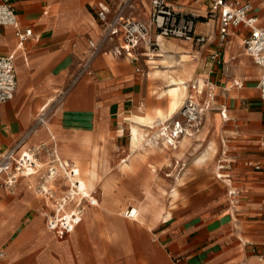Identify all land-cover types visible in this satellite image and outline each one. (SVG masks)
Instances as JSON below:
<instances>
[{
  "label": "crops",
  "instance_id": "obj_1",
  "mask_svg": "<svg viewBox=\"0 0 264 264\" xmlns=\"http://www.w3.org/2000/svg\"><path fill=\"white\" fill-rule=\"evenodd\" d=\"M12 2L22 27L33 31L18 46L15 28L0 27V54L15 53L17 76L14 98L0 103V150L13 146L45 114L50 122L39 126L25 147L51 144L53 132L63 158L77 154L87 160L91 156L97 167L105 143L115 156L114 164L119 165L129 155L130 116L166 110L171 97L162 90L177 83L184 64L193 66L184 102L193 95L212 107L198 133L202 138H189L195 142L183 151L182 161L163 151L161 144L156 147L153 160L163 163L161 171L187 161L186 170L178 177L169 171L165 180L160 179V171L147 182L150 201L143 206L142 227L124 224L117 231L83 224L79 239L70 237L74 229L62 236L43 221V210L48 208L47 214L53 210L51 216L57 207L47 206L46 198L24 179L28 175L20 177L14 193L0 185V264H60L57 241L78 248L72 264H84V258L101 245L140 246L145 249L147 264H264V99L258 88L262 67L245 51L248 29L230 28L221 45L218 14L207 16L212 0H173L176 7L200 15L194 28L196 34L207 37L205 41L160 37L157 46L144 47L131 58L116 53L118 40L105 39L96 15L100 7L114 13L126 0ZM251 2L259 24H264V0ZM138 8L144 10L137 16L149 19L151 0H134L126 14L135 16L132 9ZM91 43H100V51L83 68ZM216 52L221 63L212 58ZM178 69L180 74L170 73ZM169 75L176 80L165 81ZM200 81L205 85L202 95L196 87ZM181 107L172 118L179 116ZM85 136L99 137L94 149H81ZM162 144L171 147L165 141ZM127 147L126 156L118 161ZM206 152L207 158L200 160ZM70 166L77 169L79 178L78 167L66 165ZM164 181L171 186L167 188ZM93 182L99 187L97 179ZM115 183L130 202L128 196L140 181L130 174ZM68 184L64 182L56 192L64 201L71 189L72 195L80 197L72 207L65 205L64 211L77 210L82 220L84 208L91 214L90 206L102 200V190H92L88 196L80 193L79 186L76 190L73 182ZM170 191L178 196L174 206L168 204ZM130 207L134 205L127 209ZM26 236H31V246L23 243ZM45 236L50 237L45 240Z\"/></svg>",
  "mask_w": 264,
  "mask_h": 264
},
{
  "label": "built area",
  "instance_id": "obj_2",
  "mask_svg": "<svg viewBox=\"0 0 264 264\" xmlns=\"http://www.w3.org/2000/svg\"><path fill=\"white\" fill-rule=\"evenodd\" d=\"M133 1L126 0L125 5L112 14L108 8L103 7L96 11L105 29V39L118 40V46L115 48L117 54L136 58L137 52L142 48L157 46L160 37H183L199 42L207 38L195 33L194 26L200 15L176 7L173 0H151V11L147 20L126 14V7L131 6ZM209 13L218 14L221 45L226 40L230 28L243 26L248 29V34L243 40L244 47L246 53L262 67L258 88L260 96L264 99V24H259L258 16L253 12V3L251 0H212ZM4 26L15 28L19 38L18 46H22L33 31L32 27H22L12 0H0V27ZM91 47V54L83 68L88 66L90 59L100 51V43H91ZM212 58L218 63L222 61L219 52L213 54ZM234 82L236 85H242L240 81ZM16 91L15 53L0 54V103L13 99ZM211 107L209 101L202 102L190 95L182 105L178 117L160 123L162 139L170 146H176L184 136L197 134L203 126L207 110ZM47 119L45 114H41L13 146L0 150V185L13 193L20 177L31 175L38 169L40 148L36 145L25 147V144L39 126L45 125ZM67 169L77 190L80 183L78 171L72 166ZM127 214L133 217L136 209L130 207ZM80 220L81 212H65L64 205L59 204L57 212L48 217L47 224L50 229L64 236L70 233ZM0 255H3V252H0Z\"/></svg>",
  "mask_w": 264,
  "mask_h": 264
},
{
  "label": "bare ground",
  "instance_id": "obj_3",
  "mask_svg": "<svg viewBox=\"0 0 264 264\" xmlns=\"http://www.w3.org/2000/svg\"><path fill=\"white\" fill-rule=\"evenodd\" d=\"M182 71L175 85L169 86L167 89L165 88L166 90H162L171 97L166 110L156 109L154 113L146 112L140 117L130 116L128 124L130 127L129 155L124 158L119 165L114 164L115 157L109 151L105 143L101 146L100 162L97 163V167H93L95 162L91 156L87 160H82L77 154H71L70 157L63 158L57 148L51 147L50 144L43 143L36 146L40 148V154L42 150L45 149L48 153V155L45 156H49V158L43 159L41 158L43 156L39 154L38 169L35 174L28 175L24 179L30 183L31 188H36L35 190L47 199V206L49 208H58L59 204L72 207L78 203L80 197L74 194L72 195L73 191L71 189L69 199L64 201L60 198L56 190L61 188L64 182H68L69 186L72 184L74 179L70 176L66 165L73 164L79 169L80 176L78 179L80 183L78 186L81 194L90 196V191L96 189L102 190L103 193L102 200L98 202L96 206H90L91 214L87 213L84 208L82 217L90 216L91 222L105 223L109 220L110 216L116 217V214H119L120 216H127V220L134 223L136 227L144 226L143 206L150 201L151 185H149V183L143 184V186L139 188L138 193L129 194L128 197L130 202H127V197L124 196L118 188L119 185L115 182L132 172H137L145 163H150L151 179H156L158 173L163 169V163L153 160V155L155 154L156 145L158 143H161V149L163 151L171 153L173 159L182 161L185 158L183 151L187 150L189 145L195 142V139L202 138L198 132L192 136H184L176 146L167 148L165 144H162L164 140L159 130V119L164 121L165 119L172 118L181 107L187 92L186 81L192 77L193 66L184 64ZM180 72V69L170 71L172 74H180ZM175 80V76L169 75L165 77V81L167 82ZM196 87L202 95L205 88L204 83L200 81L197 83ZM212 119L213 116L210 112L208 121L211 122ZM191 137H195V139L191 141L189 139ZM57 138V135L52 132L51 139L56 142ZM98 141L99 137L85 136L81 139V149L85 151L94 149V143ZM207 156V152L202 153L199 159L204 160ZM163 162L168 164L169 160ZM94 179L100 182L99 187L93 182ZM130 204L134 205L136 209V214L133 217H129L127 214V207ZM47 231L45 232L47 233ZM70 235L77 236V227L74 228ZM23 240L24 239H22V241Z\"/></svg>",
  "mask_w": 264,
  "mask_h": 264
},
{
  "label": "rangeland",
  "instance_id": "obj_4",
  "mask_svg": "<svg viewBox=\"0 0 264 264\" xmlns=\"http://www.w3.org/2000/svg\"><path fill=\"white\" fill-rule=\"evenodd\" d=\"M134 10V13H132L133 15H135L136 17L140 18L141 16H137L139 15V12H141L142 8H138V9H132V11ZM208 18H210V13H208ZM73 84V82H72ZM140 112H136L133 113L132 116L134 117H140L143 114H138ZM49 121V119H47ZM130 120V119H129ZM50 122V121H49ZM52 142L50 144L51 147H55L58 149L56 143ZM49 144V143H47ZM161 143H158L156 145V147H159ZM39 145V144H37ZM127 148H123L121 151V155L120 158L118 159V161L122 160V158H124L127 154ZM42 156L48 155L47 151L45 149L42 150L41 154ZM49 157V156H47ZM115 157V156H114ZM43 158V157H41ZM187 164V161L184 162V164H182L181 166H179L178 164L176 166H174L171 170L168 169H164L163 171H161L159 177L162 180H165L164 178L167 177V173L170 171L172 174H176V177L182 175L186 168L185 165ZM171 165V164H170ZM145 166V167H144ZM144 166H142L137 172H132L130 174H133L135 177H137V179L140 181V184L135 185L134 188L131 190L130 194L132 193H138L139 192V188H141V186H143V184L147 183L149 180L151 179V169H150V163H146V165L144 164ZM129 174V175H130ZM164 185L167 186V188L170 185V183H166V181H164ZM173 186V185H172ZM218 186V185H217ZM138 188V189H137ZM136 189V190H135ZM171 190V189H170ZM174 192L170 191L168 196H170V198L168 199V204L169 206H174L176 202V200L178 199V196L173 195ZM47 200V199H46ZM99 200H100V194H99ZM48 208H45V210H47ZM43 210V216L45 215V219L43 217V221L45 222V224L48 226L47 221H48V217L50 214H52L53 210H49V214L46 213V211ZM35 214V213H34ZM145 218H148L147 215H144ZM116 220L115 221H110V219L105 222V223H94L90 221V216H86V217H82L83 220H81L77 227V236H71L70 237H75L76 239H79L81 236V226H84L83 224H88V225H92V224H97L100 227H104L105 229H110V228H114L117 231L122 230L124 224L129 225V226H135L134 223L129 222L127 219V216H120L119 214H116ZM126 219V220H125ZM48 229L44 230L47 231ZM48 232V231H47ZM46 233V232H45ZM31 236H26L24 238V242L27 245H30L32 242V239L30 238ZM50 236H45V240L49 239ZM69 238V237H68ZM58 242V252H59V263L60 264H72L70 263L73 262L75 260L74 255L76 252V246L73 244H61L60 245V241ZM72 243V242H71ZM31 246V245H30ZM79 249H81V251L84 250V248L81 246L79 247ZM32 251V250H31ZM145 249L137 246V247H128L126 245L124 246H107V245H101L100 247H97L93 250V253L91 255H88L84 258L83 263L84 264H147L146 260H145Z\"/></svg>",
  "mask_w": 264,
  "mask_h": 264
}]
</instances>
